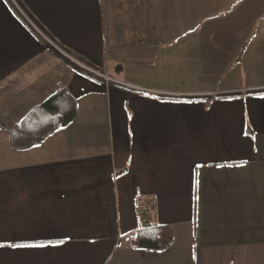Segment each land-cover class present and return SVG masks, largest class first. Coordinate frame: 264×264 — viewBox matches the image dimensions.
I'll use <instances>...</instances> for the list:
<instances>
[{
    "label": "crops",
    "instance_id": "0c3cea01",
    "mask_svg": "<svg viewBox=\"0 0 264 264\" xmlns=\"http://www.w3.org/2000/svg\"><path fill=\"white\" fill-rule=\"evenodd\" d=\"M60 88L43 144L0 129V264H264V0H0V112ZM150 204L165 251L130 247Z\"/></svg>",
    "mask_w": 264,
    "mask_h": 264
},
{
    "label": "trees",
    "instance_id": "16d2710c",
    "mask_svg": "<svg viewBox=\"0 0 264 264\" xmlns=\"http://www.w3.org/2000/svg\"><path fill=\"white\" fill-rule=\"evenodd\" d=\"M76 99L64 88L58 89L44 103L34 107L20 122L0 112V129L9 138L15 150H29L43 144L49 137L70 124L76 117ZM141 197H139V200ZM146 207L138 230L130 238V247L153 251H165L173 244V233L169 226L155 223Z\"/></svg>",
    "mask_w": 264,
    "mask_h": 264
},
{
    "label": "built area",
    "instance_id": "2783aa9c",
    "mask_svg": "<svg viewBox=\"0 0 264 264\" xmlns=\"http://www.w3.org/2000/svg\"><path fill=\"white\" fill-rule=\"evenodd\" d=\"M33 26L41 35L43 34L41 33V31H39V28L37 26L35 25ZM43 38H45V40L50 45H52L59 53H61V55L65 58V60L73 64L78 69L79 72L87 75L90 78H95L107 82L111 80L110 77L107 76L99 67H96L93 64L84 60L83 58L68 52L66 49L56 44V42L52 41L49 37H47L44 34H43Z\"/></svg>",
    "mask_w": 264,
    "mask_h": 264
},
{
    "label": "snow or ice",
    "instance_id": "6c2138e0",
    "mask_svg": "<svg viewBox=\"0 0 264 264\" xmlns=\"http://www.w3.org/2000/svg\"><path fill=\"white\" fill-rule=\"evenodd\" d=\"M3 245H0V247H2ZM13 247H21V246H24V247H29V246H44V245H12Z\"/></svg>",
    "mask_w": 264,
    "mask_h": 264
},
{
    "label": "rangeland",
    "instance_id": "374dc122",
    "mask_svg": "<svg viewBox=\"0 0 264 264\" xmlns=\"http://www.w3.org/2000/svg\"><path fill=\"white\" fill-rule=\"evenodd\" d=\"M229 20L227 19V20H222L221 22H220V25H227L228 23H230V22H228Z\"/></svg>",
    "mask_w": 264,
    "mask_h": 264
}]
</instances>
